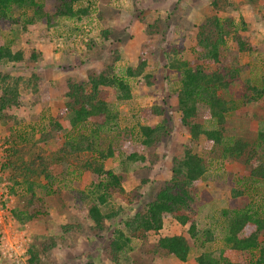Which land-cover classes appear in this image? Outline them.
Returning <instances> with one entry per match:
<instances>
[{
  "label": "rangeland",
  "instance_id": "obj_1",
  "mask_svg": "<svg viewBox=\"0 0 264 264\" xmlns=\"http://www.w3.org/2000/svg\"><path fill=\"white\" fill-rule=\"evenodd\" d=\"M36 1L42 16L24 7L14 21L0 20V48L12 53L0 60V264H198L206 253L255 264L257 252L235 251L226 238L236 209L264 202V179L252 174L264 165V0H84L76 5L89 9L81 20L59 16V0ZM214 17L230 24L226 52L239 76L222 91L232 109L223 143L209 149L206 137L195 141L182 125L180 73L171 65L200 63L197 36ZM116 77L130 88V99H121L114 85L98 84ZM4 79L33 86L19 82L22 102L3 108ZM91 96L113 110L114 124L94 141L104 153L113 151L104 167L122 177L124 189L99 207L100 222L90 215L98 206L97 176L87 169L91 154L72 153L70 145L101 122L74 125L67 107ZM143 128L155 133L147 137ZM238 142L246 153L230 156L226 151ZM187 152L205 167L192 189V209L178 213L190 222L168 217L160 230H145L142 220ZM33 165L38 173H28ZM121 232L126 245L116 251ZM174 236L187 239V262L160 248L161 239Z\"/></svg>",
  "mask_w": 264,
  "mask_h": 264
},
{
  "label": "trees",
  "instance_id": "obj_2",
  "mask_svg": "<svg viewBox=\"0 0 264 264\" xmlns=\"http://www.w3.org/2000/svg\"><path fill=\"white\" fill-rule=\"evenodd\" d=\"M82 1L84 0H59L60 5L57 8V14L70 19L81 20L82 15H89V9L76 7ZM24 7L34 9L35 16L43 15V6L38 4L36 0H0V20L14 21L16 9ZM15 22L18 21L15 20ZM228 27H230L228 21H222L219 17H214L212 23L201 27L197 36L198 41L194 53L200 63L198 65L180 62L173 65L170 64L173 69L180 73L178 104L182 114V125L189 130L193 140L196 141L200 136L206 137V146L209 149L223 143V127L226 123V115L232 109L230 103L223 97L222 91L228 90L239 76L238 71L229 63L231 62L230 55L227 57L229 51L226 52V37L230 33ZM239 50L241 52L246 50L243 41H239ZM165 55L167 56L166 52ZM11 56L10 50L0 48V60L11 58ZM212 67L217 68L212 70ZM131 75L135 76L136 73L132 72ZM19 82H22L27 90L32 89V80L26 83L23 79H19V81L13 82L14 84H10L6 79L2 80V87L4 91H7V95L5 94L2 98L3 103L1 106L3 108L6 105H15L22 102V97L19 93L21 90ZM98 84L99 86L114 85L122 92L121 99L128 100L131 98L130 88L125 86L124 82L118 77L112 80L101 78ZM98 84L94 85L95 95ZM261 94L264 95V88L261 89ZM67 107L73 112L71 120L74 125L89 122L94 117H98L101 122L96 125L97 128L93 130L90 136H83L79 140L74 139L72 145H70L73 150L72 153L79 155L88 151V154L89 152L91 154L88 157L87 169L93 171L97 176L94 184V189L96 190L94 194H96L95 200L98 206L91 208L90 215L93 220L100 222L101 213L99 212V207L107 204L109 197H112L113 192H115L113 190L124 194V189L121 186L122 177L115 175L112 171H106L104 167V161L114 156L113 151L109 148L107 153H104L99 148L100 145L94 141L114 124L113 110L105 101L97 100L95 96L89 97L85 103L84 101L79 102L78 99L75 106L71 104L67 105ZM202 115L204 117H201ZM200 120L212 121L216 127L213 129L206 128L199 122ZM143 133L147 137H152L155 132L150 128H143ZM260 137L264 143V133L260 134ZM244 146L241 142H238L226 152L230 156L238 154L237 156L243 157L246 153ZM133 159H135L134 156ZM263 166L260 165L255 169L253 168V176L258 179H264ZM38 169L39 166H34L33 169L29 167L27 171L31 173L30 171L34 170L38 173ZM204 173L205 167L202 159L187 152L185 159L173 170L172 180L164 186L158 194L157 200L150 207L149 217H144L142 220V228L144 227L147 231L151 229L158 231L162 227L163 218L168 217H175L182 225L188 224L190 217L178 215V213L182 210L192 209L194 201L192 189ZM28 181L29 179H27ZM233 213L226 242L233 250L238 252H257L255 264H264V202L259 208L248 205L242 209H236ZM251 228L253 233L246 235V229ZM260 234H263L262 242L259 241ZM125 239L126 236L122 232L119 233L117 240L114 241L116 251L122 250V247L126 245L123 242ZM159 246L168 255L174 256L182 262H187L189 259L191 248L185 237L163 238L160 240ZM197 262L198 264H239L230 261L224 255L215 257L210 253L201 255Z\"/></svg>",
  "mask_w": 264,
  "mask_h": 264
}]
</instances>
